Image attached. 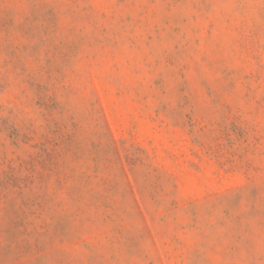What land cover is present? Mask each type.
I'll use <instances>...</instances> for the list:
<instances>
[{"label": "rangeland", "instance_id": "1", "mask_svg": "<svg viewBox=\"0 0 264 264\" xmlns=\"http://www.w3.org/2000/svg\"><path fill=\"white\" fill-rule=\"evenodd\" d=\"M0 264H264V0H0Z\"/></svg>", "mask_w": 264, "mask_h": 264}]
</instances>
